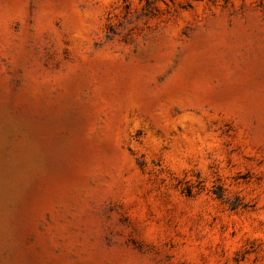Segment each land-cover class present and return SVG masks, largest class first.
Masks as SVG:
<instances>
[{
  "label": "rangeland",
  "instance_id": "obj_1",
  "mask_svg": "<svg viewBox=\"0 0 264 264\" xmlns=\"http://www.w3.org/2000/svg\"><path fill=\"white\" fill-rule=\"evenodd\" d=\"M0 264H264V0H0Z\"/></svg>",
  "mask_w": 264,
  "mask_h": 264
}]
</instances>
